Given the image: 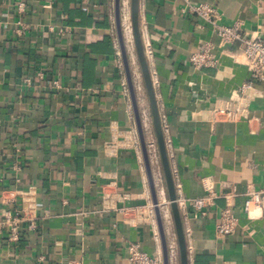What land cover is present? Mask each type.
I'll return each mask as SVG.
<instances>
[{
  "label": "crops",
  "instance_id": "0c3cea01",
  "mask_svg": "<svg viewBox=\"0 0 264 264\" xmlns=\"http://www.w3.org/2000/svg\"><path fill=\"white\" fill-rule=\"evenodd\" d=\"M203 2L223 24L264 39V0H140L139 9L188 264H264V210L244 209L247 192L264 188V80L242 96L250 73L240 45L219 46L190 10ZM206 45L216 65H194L192 53ZM144 85L135 83L138 103L146 139H156ZM240 98L245 115L224 116ZM151 163L159 200L169 202L160 154ZM207 186L217 197L198 213L191 201ZM31 191L38 226L24 224L17 242L1 234L0 264H128L133 243L162 254L114 0H0V216ZM106 191L125 194L131 209L106 210ZM226 207L239 224L219 236ZM164 224L178 251L170 264H180L173 223L164 216Z\"/></svg>",
  "mask_w": 264,
  "mask_h": 264
},
{
  "label": "built area",
  "instance_id": "2783aa9c",
  "mask_svg": "<svg viewBox=\"0 0 264 264\" xmlns=\"http://www.w3.org/2000/svg\"><path fill=\"white\" fill-rule=\"evenodd\" d=\"M129 2L127 0L125 4L124 19H129L130 16ZM20 7H23V3ZM190 10L210 23L213 32L220 39V47H227L228 45L239 43L242 55L245 58V64L250 73L249 78L241 86L242 96L248 89L253 88L257 83L264 80V39L246 36L239 22L232 25L223 24L221 22L222 15L216 5L203 2L190 6ZM213 48L212 45H206L202 49L192 53L190 61L196 66L216 65L217 58L213 52ZM246 110V105L243 103L242 98H240V101L233 104L232 107L224 109V116L231 119L242 117L245 115ZM147 144L151 159L158 163L159 151L157 141L153 134L148 137ZM206 189L207 193L205 195L194 198L191 201L198 213H205V208L217 197L211 187L207 186ZM161 190L163 192L165 191L164 186L161 187ZM246 196L244 209L248 213L252 207H259L264 210V188L251 189L247 192ZM126 198L127 196L125 194L118 191H106L103 197V206L106 210L118 211L125 215L131 209L122 204ZM168 204V201L161 203L162 211H164ZM37 209L38 206L34 192L31 191L23 195L21 208L13 212L7 211L4 215L0 216V235L7 233L10 242H17L20 240L22 226L24 224L27 225L29 230H35L38 226ZM147 211L149 215L153 216V204L147 206ZM164 216H169L168 212ZM238 224L239 218L235 215L233 209L226 207L221 212L220 220L216 225V233L219 236L229 235L236 230ZM169 249L171 263L173 256H176L178 251L172 246H169ZM128 261V264H163V257L161 253L152 255L148 251L143 250L140 244L133 243L129 246Z\"/></svg>",
  "mask_w": 264,
  "mask_h": 264
},
{
  "label": "water",
  "instance_id": "95a60500",
  "mask_svg": "<svg viewBox=\"0 0 264 264\" xmlns=\"http://www.w3.org/2000/svg\"><path fill=\"white\" fill-rule=\"evenodd\" d=\"M115 1V22H116V30L119 39L120 45V53L122 57V62L124 66V70L126 73L127 83L129 87L130 97L132 101V106L135 114L136 126L139 136V141L144 157V163L146 167V171L148 174V180L152 192V200L154 211L156 215V220L159 228V233L162 241V257L163 264H170V249L169 243L166 236L164 217L161 209V202L159 200L157 187L155 183V177L153 173V167L151 163V158L149 154L147 139L145 128L143 124L142 114L140 111L137 91L134 83L133 71L130 64V57L126 46L125 32L122 23V12H121V0ZM139 9H140V0H130V14H131V24H132V32L134 37V44L136 49V54L138 58V62L141 69V74L143 77V81L146 87L148 101L151 109L152 122L156 134L159 154L162 162V168L166 181L167 188V196L169 199V204L171 208L174 229L178 242L179 249V259L180 264H188V252L186 245L185 232L183 228L182 218L179 210V205L177 201L176 188L174 183V178L172 175V170L170 167V162L167 154L165 137L163 133V127L161 122V117L158 109V104L156 100V94L154 91V86L150 74V69L148 65V60L146 57V51L142 39L141 26H140V18H139Z\"/></svg>",
  "mask_w": 264,
  "mask_h": 264
},
{
  "label": "rangeland",
  "instance_id": "374dc122",
  "mask_svg": "<svg viewBox=\"0 0 264 264\" xmlns=\"http://www.w3.org/2000/svg\"><path fill=\"white\" fill-rule=\"evenodd\" d=\"M129 8H130V2H129ZM129 20H130L131 27L128 26V27H126V29L124 28V32H125L127 50H128L129 57H130V60H131V65H132V68H133V71H134V73H133L134 82L136 83L137 86L141 85L142 83L144 85V81H143V77H142V74H141L140 65H139V62H138L137 54H136L135 44H134V37H133L132 24H131V14L129 16ZM129 27H130V29H128ZM144 88H145V85H144ZM161 209H162V207H161ZM162 214H163V217H164L165 212L162 211ZM167 219H170V222L172 221V223H173V218H172V214L171 213H169V216H167ZM173 226H174V223H173Z\"/></svg>",
  "mask_w": 264,
  "mask_h": 264
},
{
  "label": "bare ground",
  "instance_id": "6f19581e",
  "mask_svg": "<svg viewBox=\"0 0 264 264\" xmlns=\"http://www.w3.org/2000/svg\"><path fill=\"white\" fill-rule=\"evenodd\" d=\"M124 26H125V29H126V27H128V26H130L131 27V25H130V20L128 19V18H126V19H124ZM130 27L128 28V29H130ZM129 41V40H128ZM131 41V40H130Z\"/></svg>",
  "mask_w": 264,
  "mask_h": 264
}]
</instances>
